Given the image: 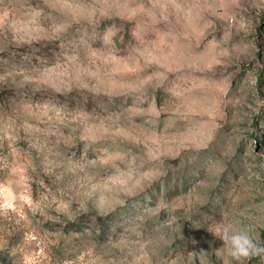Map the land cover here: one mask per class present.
Masks as SVG:
<instances>
[{
    "label": "rangeland",
    "instance_id": "374dc122",
    "mask_svg": "<svg viewBox=\"0 0 264 264\" xmlns=\"http://www.w3.org/2000/svg\"><path fill=\"white\" fill-rule=\"evenodd\" d=\"M264 0H0V264H264Z\"/></svg>",
    "mask_w": 264,
    "mask_h": 264
},
{
    "label": "clouds",
    "instance_id": "9594fccd",
    "mask_svg": "<svg viewBox=\"0 0 264 264\" xmlns=\"http://www.w3.org/2000/svg\"><path fill=\"white\" fill-rule=\"evenodd\" d=\"M213 233L223 240L227 254L235 259L251 258L264 253V245L255 242L246 231L234 229L231 224H217Z\"/></svg>",
    "mask_w": 264,
    "mask_h": 264
}]
</instances>
